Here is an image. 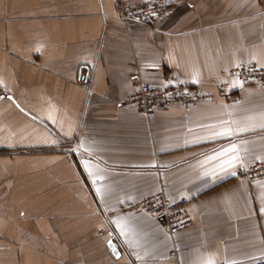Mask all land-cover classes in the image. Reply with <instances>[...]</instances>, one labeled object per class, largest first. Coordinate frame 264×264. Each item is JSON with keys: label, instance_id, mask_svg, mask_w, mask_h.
I'll list each match as a JSON object with an SVG mask.
<instances>
[{"label": "crops", "instance_id": "obj_1", "mask_svg": "<svg viewBox=\"0 0 264 264\" xmlns=\"http://www.w3.org/2000/svg\"><path fill=\"white\" fill-rule=\"evenodd\" d=\"M116 1L0 0V264H255L264 180L235 171L264 159V84L229 79L230 101L217 85L264 64V0H163L131 26ZM133 75L214 99L145 115L119 105ZM157 192L187 198L191 223L121 211Z\"/></svg>", "mask_w": 264, "mask_h": 264}, {"label": "built area", "instance_id": "obj_2", "mask_svg": "<svg viewBox=\"0 0 264 264\" xmlns=\"http://www.w3.org/2000/svg\"><path fill=\"white\" fill-rule=\"evenodd\" d=\"M172 11L171 5L163 0H152L141 3H129L117 0L115 14L118 21L131 26L136 23L153 25ZM240 79L243 82H263L264 65L255 63H243L233 68L219 72L217 91L226 100L237 98L238 94L229 87V79ZM136 81L135 89L119 102L120 106H130L145 115H151L156 111H163L169 105H179L184 108H192L200 103L214 99L211 91L203 90L186 82H149L140 81L137 75L131 76ZM82 86L88 85L85 72H81L78 78ZM7 96V92L0 86V99ZM235 176L243 178L250 183L264 180V159L250 164L241 165ZM188 199L182 197L170 201L162 192H157L142 199L129 202L122 206V212H143L162 222L164 230L171 234L191 223L187 211ZM173 254V252H171ZM220 264H227L222 261ZM255 264H264V258Z\"/></svg>", "mask_w": 264, "mask_h": 264}, {"label": "snow or ice", "instance_id": "obj_3", "mask_svg": "<svg viewBox=\"0 0 264 264\" xmlns=\"http://www.w3.org/2000/svg\"><path fill=\"white\" fill-rule=\"evenodd\" d=\"M227 134H230L228 132H222L220 133V135H227ZM236 146L235 145H232L230 149H226L225 152H229V151H233L235 150ZM233 159H235V157H233ZM229 163H231V161H229ZM209 264H211V262H209Z\"/></svg>", "mask_w": 264, "mask_h": 264}, {"label": "rangeland", "instance_id": "obj_4", "mask_svg": "<svg viewBox=\"0 0 264 264\" xmlns=\"http://www.w3.org/2000/svg\"><path fill=\"white\" fill-rule=\"evenodd\" d=\"M254 63V62H253ZM257 64V63H255ZM259 65H264V64H259ZM240 80V79H239ZM243 84H264V81L263 82H243L242 80H240Z\"/></svg>", "mask_w": 264, "mask_h": 264}, {"label": "water", "instance_id": "obj_5", "mask_svg": "<svg viewBox=\"0 0 264 264\" xmlns=\"http://www.w3.org/2000/svg\"><path fill=\"white\" fill-rule=\"evenodd\" d=\"M111 243H112V241H111ZM110 245H112V244H110Z\"/></svg>", "mask_w": 264, "mask_h": 264}]
</instances>
